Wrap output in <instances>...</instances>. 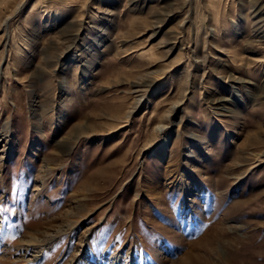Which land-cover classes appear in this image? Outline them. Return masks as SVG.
<instances>
[{"label": "rangeland", "instance_id": "1", "mask_svg": "<svg viewBox=\"0 0 264 264\" xmlns=\"http://www.w3.org/2000/svg\"><path fill=\"white\" fill-rule=\"evenodd\" d=\"M191 261L264 264V0H0V264Z\"/></svg>", "mask_w": 264, "mask_h": 264}, {"label": "bare ground", "instance_id": "2", "mask_svg": "<svg viewBox=\"0 0 264 264\" xmlns=\"http://www.w3.org/2000/svg\"><path fill=\"white\" fill-rule=\"evenodd\" d=\"M164 145H165V144H164ZM211 248H212V247H211ZM208 253H210V252H208ZM206 257H207V256H206ZM204 259H206V258H204ZM208 260H209V259H208ZM182 262H184V261H182ZM200 262H201V261H200ZM200 262H199V264H200ZM202 262H203V261H202ZM202 262H201V263H202ZM191 263H193V264H194V262H193V261H191V262H190V264H191ZM203 263H204V262H203ZM183 264H184V263H183Z\"/></svg>", "mask_w": 264, "mask_h": 264}]
</instances>
